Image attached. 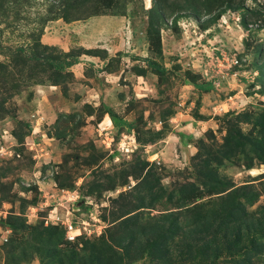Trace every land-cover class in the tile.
<instances>
[{
	"label": "rangeland",
	"instance_id": "374dc122",
	"mask_svg": "<svg viewBox=\"0 0 264 264\" xmlns=\"http://www.w3.org/2000/svg\"><path fill=\"white\" fill-rule=\"evenodd\" d=\"M49 3L23 2L8 25L0 23V264H57L43 258L42 249L50 248L43 226L65 216L101 232L62 240L58 247L87 243L91 252L63 264H165L162 252L145 247L151 223L173 213L187 229L221 213L224 192L199 190L217 179L256 193L251 203L243 195L239 200L248 218L263 219L264 163L254 159L246 168L245 154L254 155L248 145L229 160L219 153L231 124L246 136L264 131V91H258L264 29L248 17L244 27V10L226 11L213 23L206 14L172 16L160 27L154 54L142 9L152 0H130L124 15L71 22L46 21ZM245 7L264 9V0H245ZM41 25L40 42L54 48L45 52H95L79 56L63 82L38 65L42 49L29 35ZM30 43L35 51L15 50ZM147 59L164 73L150 69ZM237 113L247 115L237 120ZM141 199L147 208L135 210ZM210 230L194 236V245L211 237ZM230 232L218 230L232 239ZM219 238L200 261L264 264V239L248 259L224 253L215 259ZM101 241L113 244L116 255ZM167 246L173 264H196L186 243Z\"/></svg>",
	"mask_w": 264,
	"mask_h": 264
},
{
	"label": "trees",
	"instance_id": "16d2710c",
	"mask_svg": "<svg viewBox=\"0 0 264 264\" xmlns=\"http://www.w3.org/2000/svg\"><path fill=\"white\" fill-rule=\"evenodd\" d=\"M29 0H0V23L9 24V15L17 12L18 6L23 2H28ZM49 3V8L46 10L48 14V20H58L62 19L65 22L77 21L86 19L92 16L98 15H124L127 10V4L130 0H45ZM213 1L211 5L208 4V0H152V4L149 8L143 9V12L147 19L146 25V36L149 44L150 52L154 54H159L160 52V27L165 20L174 16V20L181 16H190L194 19H199L202 15L206 14L210 17L205 20L207 23H213L220 18L222 14L226 11H240L244 10V14L241 15V22L244 27L248 26L247 17L250 18L251 22L258 24L260 28L264 29V9L261 8H247L245 7V0H211ZM255 3L257 0H253ZM180 2V3H178ZM12 7H9L10 5ZM176 7V8H174ZM13 11V12H10ZM18 18V17H15ZM45 25V24H44ZM41 25L37 31L30 33V38H32L33 43L35 40L34 47H41V55L38 60V65L43 67L47 66L50 68L54 74V81L63 82L70 75L67 72L74 64H77L78 58L81 55H93L91 49H79L77 53L70 51L68 53H58L52 54L51 51L54 48L43 45L40 42V37L43 34V27ZM31 40V39H30ZM32 43L27 45L18 46L15 50L23 51L24 47H31V49L36 50L32 47ZM42 58V59H41ZM147 66L150 67L155 73L162 75L165 71L164 67L160 66L156 60L147 59ZM260 72L259 77V92L264 91V63L261 67H258ZM195 87L198 88L195 82L193 83ZM207 90L208 87L204 85ZM108 113V112H107ZM247 113H237L234 115L235 119H243ZM262 122V120H261ZM263 123V122H262ZM264 124V123H263ZM234 125L231 124L230 128L227 129V135L224 137L222 143L223 153H219L220 159L229 160L232 155L241 154L245 152L244 147L248 145L251 152H254L253 156H248L245 154L247 159V164L245 165L247 169L251 168L253 165V160L256 159L261 163H264V132L261 129L257 135L246 136L243 135L239 130H233ZM199 159V155L197 157ZM202 188L199 190L208 191H219L217 194L224 192V197H221L220 210L216 214L213 212L210 216L198 218L191 225H187V229H183V225L179 223L178 218L171 213L161 217L151 223L148 230L151 234L149 239L145 242L146 249L151 253L153 251H158L163 253V262L165 264H173L174 259L171 254H168V241H176L178 245L180 243H186L192 252L188 254L190 260L195 261L196 264H214L213 261L205 262L202 258L200 261V255L207 254L206 248L213 247V244H209L212 240L219 238L221 240L220 245L215 246L214 258L217 259L220 254L224 253L231 258H235V254H243V256L248 259L252 254L253 250L258 245V242L264 239V218H257L251 220L250 215L247 214L246 210L243 208V203L239 200V195H243L244 200L251 203L256 198V193L252 191L245 192L246 187H234L228 186L227 183L222 179H217L214 183L206 182L201 185ZM194 188V185L190 186V189ZM147 208L145 205V200L141 199L140 205L135 210H141ZM128 214V213H125ZM124 214V215H125ZM213 216V217H212ZM218 216V217H217ZM122 222H126L123 221ZM24 224H22L23 226ZM44 233L50 235L48 239L49 249H42L44 252L43 258L48 261L58 260L57 264H63V259H69L70 262L76 260L79 257V252L83 251V255L89 257L91 254L87 243L82 244L79 249L58 247L62 245L65 241L63 229L57 225H47L43 226ZM213 227V228H212ZM221 227L230 230V234H233V238L229 234H218V230ZM212 228V229H211ZM211 229V230H210ZM182 230V236L176 239L179 231ZM211 231V237L205 239L199 246L194 245V236L203 234L207 231ZM53 232V233H52ZM219 236V237H218ZM190 240V241H188ZM106 251L115 254L113 247L114 245L108 242L101 241ZM92 245V243H91ZM93 246V245H92ZM113 246V247H112ZM185 253H179L178 259L182 260ZM82 255V256H83ZM116 255V254H115ZM204 256V255H203ZM202 256V257H203ZM99 259V258H98ZM49 263V262H48Z\"/></svg>",
	"mask_w": 264,
	"mask_h": 264
},
{
	"label": "built area",
	"instance_id": "2783aa9c",
	"mask_svg": "<svg viewBox=\"0 0 264 264\" xmlns=\"http://www.w3.org/2000/svg\"><path fill=\"white\" fill-rule=\"evenodd\" d=\"M57 225L63 229L64 238L68 242H74L81 236L99 234L101 229H90L89 223L84 220L81 221V224L78 226V223L73 219L65 216V218L55 217L50 219V222H45V224Z\"/></svg>",
	"mask_w": 264,
	"mask_h": 264
},
{
	"label": "crops",
	"instance_id": "0c3cea01",
	"mask_svg": "<svg viewBox=\"0 0 264 264\" xmlns=\"http://www.w3.org/2000/svg\"><path fill=\"white\" fill-rule=\"evenodd\" d=\"M43 40H44V39H43ZM202 123H204V122H202ZM186 126H188V125H186ZM195 131H196V132H199V130H197V129H196ZM189 154H192V153H191V151H190V153H189Z\"/></svg>",
	"mask_w": 264,
	"mask_h": 264
}]
</instances>
